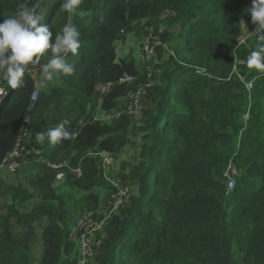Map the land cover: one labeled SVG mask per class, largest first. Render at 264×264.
I'll return each instance as SVG.
<instances>
[{"label":"trees","instance_id":"16d2710c","mask_svg":"<svg viewBox=\"0 0 264 264\" xmlns=\"http://www.w3.org/2000/svg\"><path fill=\"white\" fill-rule=\"evenodd\" d=\"M63 2L0 0V23L24 5L42 17L54 39L71 22L82 44L78 56H68L75 74L47 88L41 87L42 65L51 59L50 51L41 66L26 73L25 88H6L0 76L6 91L0 103V165L24 134L17 178L23 171L31 176L23 184L7 171L0 175V205L6 211L0 214V264H61L77 246L70 239L76 213L100 219L109 212L115 188L101 158L91 153L105 151L115 159L138 125L130 115L113 124L95 121L97 87L114 84L102 105L111 111L124 108L148 82L135 57L115 52L131 33L139 40L160 37L164 46L139 62L151 66L158 51L163 64L154 72L134 133L136 153L121 169L115 160L107 171L130 187V197L95 237L92 264H264V77L257 79L260 73L246 64L258 37L238 45L252 0H83L74 16L62 11ZM166 12L171 16L161 19ZM247 22L253 30L251 15ZM168 47L173 54L165 60L161 51ZM237 61L243 64L236 67ZM234 67L247 80L256 79L251 93L238 74L232 75ZM124 75L134 82L118 84ZM124 97L128 101L121 104ZM65 119L75 139L55 149L47 140L37 142V134ZM232 159L240 176L227 197L224 174ZM40 160H67L83 175L76 178L64 169L65 179L58 182V172ZM64 187L74 190L75 202H68ZM35 237L42 242L39 257L30 248ZM77 249L78 258L68 264H78Z\"/></svg>","mask_w":264,"mask_h":264},{"label":"clouds","instance_id":"9594fccd","mask_svg":"<svg viewBox=\"0 0 264 264\" xmlns=\"http://www.w3.org/2000/svg\"><path fill=\"white\" fill-rule=\"evenodd\" d=\"M82 3L83 0H64L61 7L70 16H74ZM248 11L251 14V23L255 28L253 34L258 37V46L248 56L246 64L249 70L255 69L260 73V76L256 77L260 79L264 77V0H252V6ZM101 22H103L102 18ZM81 47L80 33L71 22L65 25L62 32L57 34L54 39L52 31L42 23V17L21 5L17 9L15 17L3 18V22L0 23V76L13 91L23 89L26 87V73L30 69L41 66V59L50 51L51 59L42 65L41 87L47 88L54 80L75 74V65L68 62V56H78ZM116 50V54H118L117 46ZM234 70L237 72L235 74H239L235 67ZM198 71L206 70L198 69ZM241 76L243 77V75ZM5 94L4 90L0 88V95ZM70 126L71 121L65 119L47 133L37 134L36 140L40 144L47 140L49 146L55 149L63 142L76 138L75 134L68 130ZM57 179L59 180L60 177ZM57 186V184H53L54 188Z\"/></svg>","mask_w":264,"mask_h":264},{"label":"built area","instance_id":"2783aa9c","mask_svg":"<svg viewBox=\"0 0 264 264\" xmlns=\"http://www.w3.org/2000/svg\"><path fill=\"white\" fill-rule=\"evenodd\" d=\"M33 11V10H32ZM246 39L239 42L238 45L245 44ZM164 46L160 40V38H153L151 36H147L143 43V48L139 54V61H148L150 60L154 54L156 47ZM117 53V50L115 51ZM237 73L235 70L232 74ZM239 79L245 84L246 90L251 93L255 88L256 79L247 80L244 76L238 74ZM135 78L130 75H124L118 80V84L120 85H128L134 82ZM154 82L152 80H148L146 85L142 86L138 91L133 93L130 98L129 102L126 106L122 109H116L111 111H103V99L104 96L108 93V91L113 87V83L109 82L106 84H102L98 87V91L101 94V98L99 101V105L96 110V115L94 120L101 122L104 124H113L119 121L124 115H130L133 118L138 117L141 114V102L144 96L147 94L148 89L152 87ZM4 90L3 87H0ZM39 89L33 93L32 99L35 101L38 97ZM5 95H0V103L4 99ZM248 118V116H246ZM82 123V121H81ZM80 123V124H81ZM26 127H24V130ZM23 130V131H24ZM77 136V133L75 134ZM24 137V134L20 136L18 139V144L16 150L0 165V175L7 171L11 174H16L24 164L23 157L21 155V141ZM92 156L100 157L101 161L103 162L102 167L106 173L107 181L115 188V192L111 196V200L109 202L110 210L103 218H94L90 215H81L79 216L75 222L73 227L70 231V239L76 240L78 243V250H79V262L78 264H92L93 259L95 258L96 251H95V242L94 239L97 234L101 233L109 220L110 216L118 210L121 206H123L130 197V188L125 184L117 183L114 179H111L107 175V171H109V167L115 163V159L111 154L108 152H98V153H91ZM43 164H45L48 168L57 171V178L60 179L57 181H63L65 179V173L62 171L64 169L68 170L71 174L76 176V178H81L83 175L82 168L75 167L71 168L69 161L67 160H60L57 162H52L49 160H40ZM61 174H63L61 176ZM240 176V171L236 166L234 160L232 159L225 171L224 177L226 181V191L225 195L231 196L237 187V179Z\"/></svg>","mask_w":264,"mask_h":264},{"label":"rangeland","instance_id":"374dc122","mask_svg":"<svg viewBox=\"0 0 264 264\" xmlns=\"http://www.w3.org/2000/svg\"><path fill=\"white\" fill-rule=\"evenodd\" d=\"M250 5H248L245 9L246 13L244 14L243 18H242V24H243V28H242V32H241V36L240 39H239V42L244 40V39H247L249 38L251 35L254 36L253 32L255 31V28H253V30H250V28L248 26H244L245 24H247L248 22V17L251 15L250 12L248 11L250 9ZM34 11V9H32ZM63 11V10H62ZM35 12V11H34ZM171 16V12H166L163 14V16L161 17V19H164L166 16ZM216 15V14H215ZM215 15H212L213 18H218L219 20H222L224 18H222V16H215ZM153 37V36H151ZM145 38V37H144ZM144 38L142 39V36H141V40L137 39V36L134 34V33H131V34H128L127 36V40L124 42V43H117L116 46L117 48H119L120 50V53H121V50L122 48L124 47V50L125 51H128L127 55L128 56H131V57H135L140 65H142L144 67V69L147 70V74H148V80H152L153 82L155 81L154 80V72L155 71H159L162 69V65L163 64L161 62V60L159 59V55H158V51L156 52V56L154 58V60L152 61V64L151 66H148V65H143V63L141 64L139 62V54L141 52V48L143 47V43H144ZM153 38H160L158 36H155ZM166 47V45H165ZM166 50V49H165ZM164 53L163 56H165V60L167 59V57L171 54H173L172 50L170 49V47H168V49L166 51H161ZM120 55V54H119ZM236 64L239 66V65H242L243 62L242 61H237ZM161 65V66H160ZM136 67V66H135ZM137 69V68H136ZM143 69V70H144ZM235 69H238L235 67ZM138 70V69H137ZM139 71V70H138ZM102 85V84H100ZM99 85V86H100ZM6 88L8 87V84L6 83L4 85ZM98 86V87H99ZM97 87V89H98ZM152 87H150L151 89ZM149 92V91H148ZM147 92V94L144 96L142 102H141V114L138 116V117H134V124L140 126L141 122H142V117H143V112H144V106H145V103H146V100L149 96V93ZM127 97V96H125ZM124 97V98H125ZM122 99L121 100V104H124L125 102L128 101L127 98L125 99ZM82 120V119H81ZM78 121V124L80 123V121ZM138 126H135L134 127V130L130 131V134H131V142L123 149V152L117 154L115 156V160H116V165H119V169L122 168V165L125 161H131L132 160V157H131V153H136V144L138 143V140L135 139V136H134V133H137V129L136 127ZM6 173V171H5ZM28 174V173H27ZM27 174H25V172L23 171V174L17 178V175H18V172L16 174L13 175L14 178H17L21 183L25 184L26 183V179H29L31 176H26ZM70 175L74 176L73 174L70 173ZM76 177V176H74ZM67 178V177H66ZM120 183H122L120 180H118ZM62 184V183H61ZM60 184V185H61ZM124 184V183H122ZM63 194H65V196L67 197V200L68 202L70 203H73L75 202V198H74V190L72 188H65L64 187V190L62 191ZM100 193H103V190H100ZM6 211H3L1 205H0V214L2 213H5ZM79 216V213L77 212L76 213V217L74 219V221L76 220V218ZM40 227V225H37L36 226V231L37 229ZM40 235H41V231H40ZM40 240V239H39ZM30 248L33 249L34 251V254L36 255V257H39L41 255V248H42V242L41 241H37L36 240V237L32 240L31 244H30ZM76 247L74 248H71V250L69 251V254L68 256H65L64 258L61 259V264H68L70 260H72L73 258L77 257L78 258V252H76L75 250ZM78 250V249H77Z\"/></svg>","mask_w":264,"mask_h":264},{"label":"crops","instance_id":"0c3cea01","mask_svg":"<svg viewBox=\"0 0 264 264\" xmlns=\"http://www.w3.org/2000/svg\"><path fill=\"white\" fill-rule=\"evenodd\" d=\"M127 53H128V51H125L124 50V47L122 48V50H121V53H120V50H119V48H118V55H119V57H123V56H125V55H127ZM118 166L119 165H116V167L118 168ZM116 169H114V171H115Z\"/></svg>","mask_w":264,"mask_h":264}]
</instances>
